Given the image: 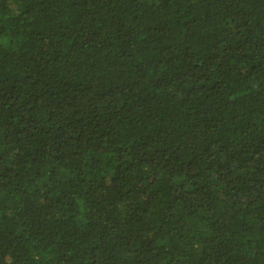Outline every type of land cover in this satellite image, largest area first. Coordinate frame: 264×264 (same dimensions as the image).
Instances as JSON below:
<instances>
[{
    "label": "trees",
    "instance_id": "1",
    "mask_svg": "<svg viewBox=\"0 0 264 264\" xmlns=\"http://www.w3.org/2000/svg\"><path fill=\"white\" fill-rule=\"evenodd\" d=\"M0 264H264V0H0Z\"/></svg>",
    "mask_w": 264,
    "mask_h": 264
}]
</instances>
